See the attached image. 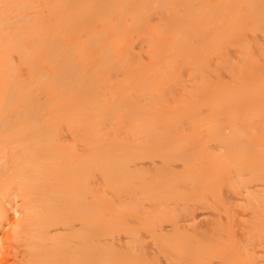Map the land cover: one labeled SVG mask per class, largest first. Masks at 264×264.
Wrapping results in <instances>:
<instances>
[{
  "label": "bare ground",
  "instance_id": "bare-ground-1",
  "mask_svg": "<svg viewBox=\"0 0 264 264\" xmlns=\"http://www.w3.org/2000/svg\"><path fill=\"white\" fill-rule=\"evenodd\" d=\"M0 28L31 78L0 109L54 146L22 163L54 172L43 264L61 210L69 264H264V0H0Z\"/></svg>",
  "mask_w": 264,
  "mask_h": 264
},
{
  "label": "rangeland",
  "instance_id": "rangeland-1",
  "mask_svg": "<svg viewBox=\"0 0 264 264\" xmlns=\"http://www.w3.org/2000/svg\"><path fill=\"white\" fill-rule=\"evenodd\" d=\"M0 38H2L1 33H0ZM0 46L2 48L1 43ZM12 54L14 55V56L12 55L13 58H11L13 60L12 64H14L15 67L16 65L19 67L20 65H18L17 62L18 60L16 61L18 56L16 55V53H12ZM2 55H3V51L0 49V105L2 101L4 102L5 94L7 92L11 93V96L15 97L16 95L15 87L17 85V80H19L17 79L18 76L20 75H21L20 77L26 76V79L20 78L21 80L24 79L21 82H24L25 80H27V78H29L27 77L29 73L23 70L24 68L22 66L21 69L23 70L22 72L24 73L21 72V69H19L18 67L15 68L13 65V69H15L14 73H16L13 74L17 75V77H15L14 80L11 81L10 85L8 84L10 88L9 91L7 89L6 80H5L6 72L4 65V55L3 56ZM17 68L18 70H20L19 72ZM28 80L29 82H26V84L31 82V78H29ZM1 107L2 105L0 106V108ZM1 109H0V264H43V258L40 254L37 237L35 236L36 233H34V230L36 231L37 228L35 225L33 226V224H31V226H26L25 224H23L24 223L23 218L25 217V213H26L25 200H27L25 197H27L26 195L30 194L31 192L32 193L30 195L33 194L35 195L36 192H38L36 191L37 188L35 187V185L32 184V181L35 182L34 180L35 178L36 179L39 178V174L37 175L38 177L35 176L37 173H40L41 175L40 177L45 176L46 178L47 176V178L51 180L52 178H50L49 176L53 174L51 176L53 177L54 172H52L51 168L46 166L48 165L46 163L47 161L45 162L46 165L45 163L44 165H41V167L43 166L46 167L44 168L39 167L38 169L36 168V170L34 169L35 171L33 170L36 173L32 172L33 166H30L31 168L27 167L28 169L27 170L25 167H22L23 166L22 163L23 161L30 163L32 161L31 165H34V162H36V160H34L33 162V159L35 158L36 159L39 158V161L41 160V158L45 160L48 159V157L54 154V146L52 142L49 141L47 142L45 140H43L44 142L43 141L41 142L38 139V133L30 125L32 121L31 120L32 117L29 119V117L31 116L30 114L26 115L24 119L26 120L27 118L30 120L29 124L27 125L28 120L27 122L24 121L25 123H22L23 119L21 117L22 116L24 117V114H21L22 115L21 116L19 112L6 113L4 112V110ZM66 139H70V135L68 133H63V141H66ZM40 146L41 147L43 146L44 149L41 150L39 148ZM37 147L39 149H37ZM38 163L41 164L40 162ZM60 163L62 165V169L59 174V178L61 177L60 181L62 182V187H63L62 194H64L63 192H65L64 190H66L64 187V183L66 179V177H64L65 168H63L64 160L60 161ZM39 164L35 163L36 166ZM31 177H33L32 181H30L29 179ZM47 178L46 180L43 178L44 181L47 182ZM28 179L31 182L30 184L32 185L30 187L29 184H26L27 182H25L28 181ZM47 184H51L50 181L47 182ZM23 185H25V187ZM27 187L28 189H26ZM31 187L33 188L35 187V189L33 188L31 189ZM42 188H44V186ZM41 190L46 193L51 191L50 187L49 188L46 187L45 191L43 189ZM37 196L36 197L31 196V197L33 199H39V196L38 197ZM62 208L64 209V206ZM61 212L65 213L62 210ZM63 213L60 214V220L54 222H48V219H46L43 213V219H42L43 222L41 220L39 222V224L43 223L42 227L46 229V238L50 246L54 244L53 241L57 237H59L61 240L60 256L56 258L54 256L53 249L51 248V257L48 261L49 264H69V245L67 242L69 226H66V222L64 221L62 215Z\"/></svg>",
  "mask_w": 264,
  "mask_h": 264
}]
</instances>
